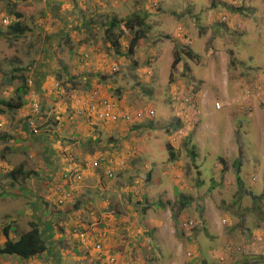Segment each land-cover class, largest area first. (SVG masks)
I'll use <instances>...</instances> for the list:
<instances>
[{
	"label": "rangeland",
	"instance_id": "rangeland-1",
	"mask_svg": "<svg viewBox=\"0 0 264 264\" xmlns=\"http://www.w3.org/2000/svg\"><path fill=\"white\" fill-rule=\"evenodd\" d=\"M14 11L29 31L0 36V100L18 98L13 76L26 77L33 91L19 111H0V246L9 225L15 241L35 222L49 251L33 262L0 256V264H111V254L114 264H264V0L237 11L220 0H0V28L15 22ZM137 12H148L152 29L134 54L118 56L106 25ZM177 52L183 60L173 70ZM60 66L68 71L57 74ZM55 80L63 91L51 95ZM89 95L155 117L119 127L78 123L75 111L95 110ZM178 119L181 132L168 133ZM100 155L113 177L93 168ZM21 164L49 184L33 190L37 178L14 180ZM65 170L82 179L70 182L73 198L58 206L53 184ZM188 220L194 226L185 230ZM78 227H88V243L108 231L111 248L103 257L95 243L82 248ZM240 246L247 251L237 255Z\"/></svg>",
	"mask_w": 264,
	"mask_h": 264
},
{
	"label": "trees",
	"instance_id": "trees-1",
	"mask_svg": "<svg viewBox=\"0 0 264 264\" xmlns=\"http://www.w3.org/2000/svg\"><path fill=\"white\" fill-rule=\"evenodd\" d=\"M246 2V1H245ZM221 5H223L224 9H230L237 11V9L242 10L243 5H234L230 0H220ZM214 7L216 8L217 4L215 2L213 3ZM239 7V8H236ZM148 13V12H147ZM145 13L144 15H141L140 13H135L133 16L128 17L127 19H123L118 21L115 18H112V20L106 25V30H105V37L108 42L111 44V49L115 51V54L118 56L121 55H132L137 47L140 45V42L143 40H146L150 31H151V26L149 25L147 18L149 17L148 14ZM10 14H13L15 16V22L12 20L9 21V25L6 28H0V36L3 37H10L11 35H14L16 37L22 36L25 33L29 31V29L22 24V19L23 15L21 13H16L10 12ZM18 20V21H16ZM91 21L88 22L87 24V29L86 34L90 35L91 33ZM51 38V37H50ZM90 39V37H88ZM129 40L127 47L123 50L124 40ZM91 40V39H90ZM85 42V41H84ZM181 50V49H180ZM183 54L184 53H175V58L174 62L172 64V69L174 70L183 60ZM188 57L191 56V51H187L185 53ZM18 71H21V69H17ZM27 71L30 70L29 68L26 69ZM62 71H68L66 66H60L59 71L57 74H62ZM93 75H96L93 73ZM20 78L21 80V87L18 91V98L14 101H5V100H0V111H7V112H14V111H19L26 105V99L25 96L28 95V93H31L32 87H30L29 80L24 77L23 75L19 76H13L12 79ZM58 79H61V77H58ZM75 78L72 77V79H69L70 81H73ZM74 82V81H73ZM76 83V82H75ZM80 83V82H79ZM78 84V83H77ZM86 85V89H94L92 82L88 81L87 83H84ZM195 92V91H194ZM84 115V114H81ZM86 116V115H85ZM151 128H154L153 124L148 125ZM25 129L29 131L27 123L24 125ZM165 130H168V133H177L182 129V122L178 119L174 124L164 127ZM36 140L39 142V138H36ZM187 147L188 150H190L191 154V160L193 164H196V153L194 150V147H191L190 149V144L192 143V138H187ZM104 147L100 148V152L102 153V149ZM92 152V151H91ZM94 153V152H93ZM170 155L172 157V161H176L177 159V153L174 149H170ZM98 162L100 164V167L97 169H100L105 173V166L107 164V158L104 156H101L98 158ZM197 167V166H196ZM236 179H237V184L239 185V190L244 187L242 177H241V163L240 161H237L236 163ZM225 170V169H224ZM226 173V171H225ZM33 174H35L33 171L25 172L24 171V166L23 164L20 165V167L16 170H14L11 173V176L14 180H17L18 176H22V179L24 181L31 180L29 179ZM105 177V176H104ZM150 177V175L148 176ZM61 183L59 185L53 184L55 186V194H56V201L58 202L59 194L62 192V190H68L69 185L66 183H63V181L59 180ZM41 185H39V184ZM49 183H47L44 180H41L40 178L36 181L34 184H29L27 188L31 187L33 190L39 188V186H47ZM58 184V183H57ZM202 182L199 183V186H201ZM202 187V186H201ZM57 189H59V192H57ZM54 190V189H53ZM249 192V191H246ZM251 196L256 200L259 197L255 195L254 193H250ZM260 197H264V195H261ZM66 204V203H65ZM65 204H62L60 206H63ZM188 202H184L182 208H187ZM31 229L24 234L20 235L18 240H12L9 238V229L11 228L10 225L9 227L4 229V235L6 238L5 243L3 246H0V256H15L19 258L20 261H35L37 260L36 257H40L45 255L49 251V243L44 239L43 237V232L42 228L38 225V223L31 222L30 223ZM77 242V240H76ZM61 243H67V241L62 240ZM78 243V242H77ZM69 245V243H67ZM30 263V262H29Z\"/></svg>",
	"mask_w": 264,
	"mask_h": 264
},
{
	"label": "clouds",
	"instance_id": "clouds-1",
	"mask_svg": "<svg viewBox=\"0 0 264 264\" xmlns=\"http://www.w3.org/2000/svg\"><path fill=\"white\" fill-rule=\"evenodd\" d=\"M245 1H247V0H244L240 5H243L244 3H245ZM239 6V5H238ZM223 20V19H222ZM227 21V20H226ZM226 21H223V22H226ZM112 71V73H115V72H117L118 71V69L116 68V67H112V69H111ZM56 81V80H55ZM30 82L31 81H29V84H30ZM51 87H49L50 89H48V91H49V94H51V95H54V93H59V92H61V91H63V88H62V86H61V84H60V82H55V83H52L51 85H50ZM30 87H31V85H30ZM89 96H91V95H89ZM88 96V97H89ZM91 101L93 102V103H95V110L93 111V114L91 113V112H89V113H85V112H83V111H81V110H77V111H75V113L73 114V116H75L76 118H77V122L79 123H81V122H84V123H88L89 125H90V123H91V126H93V128H95L96 126H99L96 122H100L101 124H103V127L104 126H107V125H109V126H114V125H116V127H119L118 125H121V124H141V123H144V121L146 120V119H148V121H153V119H154V117H155V111L153 110V109H150V108H147V109H138V110H135V111H133V112H131V113H125V112H123V111H121V108L118 106V103H117V101H114V100H112L111 98H100V97H97V96H91ZM103 101H108V102H110V104H113L114 105V107H115V110L117 111V112H119V113H122V114H128V115H130L131 116V120H125V119H120V120H118V121H112V120H103L102 118H100V112L102 111V108H104L100 103L101 102H103ZM137 112H141L143 115H142V118H140V119H137V118H135L134 117V115H135V113H137ZM81 114H84V115H81ZM86 115V116H85ZM80 119H82V120H80ZM93 120V121H92ZM1 121V120H0ZM2 122V121H1ZM181 132V130L179 131V133ZM101 156H104V155H100L98 158H100ZM104 157H106V156H104ZM98 158L96 159V160H94L93 161V168H95V169H97V168H99L100 167V164L98 165V166H94V163L95 162H98ZM107 158V157H106ZM99 163V162H98ZM22 165V164H21ZM110 166V161L108 160V158H107V164H106V168H105V175H107V172L108 171H112L111 170V168L109 167ZM74 173L76 172V174H79V175H81V171H79V170H72ZM26 172V171H25ZM67 172V170H65L63 173H62V180L65 182V179H64V174ZM112 173H113V171H112ZM35 175H37V174H33L29 179H33V178H35ZM82 176V175H81ZM113 176H114V173H113ZM112 176V177H113ZM66 183V182H65ZM69 189H71L72 190V192H73V189L70 187V184H69ZM56 205H58V206H60L59 204H58V202L56 201ZM188 221H190V220H188ZM227 223V222H226ZM183 227H184V224H183ZM77 229H79V230H81V228L80 227H78ZM185 229V228H184ZM191 229V228H190ZM85 230H88V227L85 229ZM85 230H82V231H85ZM185 230H187V229H185ZM101 233H99L98 235H100ZM90 235V234H89ZM98 235H97V237H96V239L94 240V241H90V243H88V245H90V244H94L95 242H96V240H97V238H98ZM107 235H108V231H107ZM77 237V236H76ZM109 241V238H107L104 242H103V249H102V252H99V251H97L96 249V252H97V255H100L101 257H103V255H104V248L106 247V243ZM77 242L79 243V244H81V247L82 248H84V246H86V245H83L82 244V241L79 239V237H77ZM87 245V248H89V246ZM95 248V247H94ZM240 249V250H239ZM247 251V250H246ZM245 251V248H243V247H238L237 248V250H236V252H237V255L238 254H240V253H245L246 252ZM87 254H93V253H90V250L89 249H87V252H86ZM191 253V252H190ZM192 254V253H191ZM188 256H189V253L187 254ZM192 256H193V254H192ZM192 256H189V257H192ZM115 258L116 260H117V257L115 256V255H112L111 254V258ZM111 258H109V260L111 259ZM111 263V262H110Z\"/></svg>",
	"mask_w": 264,
	"mask_h": 264
},
{
	"label": "built area",
	"instance_id": "built-area-1",
	"mask_svg": "<svg viewBox=\"0 0 264 264\" xmlns=\"http://www.w3.org/2000/svg\"><path fill=\"white\" fill-rule=\"evenodd\" d=\"M234 5H240L244 0H230ZM227 20V17H223V21H226ZM3 23L4 24H8L9 21L7 19H4L3 20ZM194 89L191 90V92H193ZM189 101V100H188ZM104 108H102V111L100 112V118H102L103 120H112V121H118L120 120L121 118L122 119H125V120H131V116L128 115V114H122V113H119L115 110V107L113 104H110V102L108 101H103L100 103ZM218 109H220V106H218ZM142 113L141 112H137L135 113L134 117L137 118V119H140L142 118ZM3 127V122H0V128ZM36 131V129H35ZM99 163L98 162H95L94 163V166H98ZM107 175L109 177H112L113 176V173L112 171H108L107 172ZM64 179H65V182L66 184H70V182L73 180H81L82 179V176L79 175V174H76V172L74 173L73 171L72 172H66L64 174ZM69 188V187H68ZM57 192H59V189H57ZM73 198V192L71 189H68V190H62V192L59 194V198H58V204L59 205H62V204H65L67 203L69 200H71ZM194 226V221L190 220V221H186L184 223V228L185 229H190ZM79 229H75L74 230V235L79 237V239L82 241V244L83 245H88V242H89V232L88 230H85V231H81ZM107 239V231H104L103 233H101L100 235H98V238L95 242V249L99 252H102V249H103V242ZM240 250V249H239ZM189 256H192L191 253H189ZM116 259L113 257L110 259V262L111 264H114L116 263Z\"/></svg>",
	"mask_w": 264,
	"mask_h": 264
},
{
	"label": "crops",
	"instance_id": "crops-1",
	"mask_svg": "<svg viewBox=\"0 0 264 264\" xmlns=\"http://www.w3.org/2000/svg\"><path fill=\"white\" fill-rule=\"evenodd\" d=\"M49 83H46L44 86L45 87H47V85H48ZM48 88H49V86H48ZM128 146V145H127ZM70 158V157H69ZM71 160V159H70ZM75 166H77V164H75ZM39 175L37 174V175H35V178H37V179H39ZM157 230H159V227H157ZM159 235L161 234L160 232L158 233ZM98 235V234H97ZM96 239V238H95ZM94 238L92 239V241H94L95 240ZM108 243V242H107ZM107 243H106V247H108V248H111V247H109L110 246V244L111 243H109L108 244V246H107ZM106 247L104 248V250H106ZM95 253H97V252H95Z\"/></svg>",
	"mask_w": 264,
	"mask_h": 264
}]
</instances>
